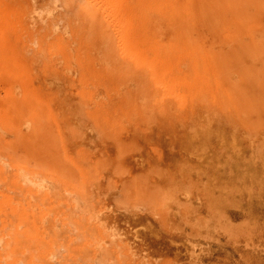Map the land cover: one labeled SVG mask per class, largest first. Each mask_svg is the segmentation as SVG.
Segmentation results:
<instances>
[{"label": "rangeland", "instance_id": "374dc122", "mask_svg": "<svg viewBox=\"0 0 264 264\" xmlns=\"http://www.w3.org/2000/svg\"><path fill=\"white\" fill-rule=\"evenodd\" d=\"M106 1L0 0V48L5 49V58L0 62V111L3 107L5 110L9 105L11 93L17 96L16 108H23L21 116H13L15 127L4 126L0 120V157L2 158V160L0 158V167L4 166L7 169L6 172L2 169L0 173V236L3 237V239L0 238V254L3 251L2 248L8 244L9 248H5L2 254L4 257L6 254L9 256L10 251V256L13 255L11 259L8 257L3 259L4 257L0 255L2 258L0 264H20V262L21 264H102L101 262L103 264H264V0H190L192 3L197 1L194 4L188 3L187 0L186 3H184L185 0L184 2L183 0H160L159 11L155 10L149 14L151 27L145 32L141 28L143 24L139 22V16L143 12L145 14L143 3L146 0H124V2L114 0L111 3L109 0ZM206 2L215 4L207 8ZM190 6L195 9L191 16L187 13ZM129 17L135 18L132 20ZM128 19L132 20L131 23ZM126 23L128 24L125 28L123 25ZM121 29L122 31L127 29L126 36L124 34L122 37ZM125 37L133 40L141 53L146 52L147 59L154 58L160 52L163 59L167 58L177 64V68L182 70L186 66L184 70L191 74L190 79L191 81L193 79L194 85L197 83L198 73H201V76L204 75L205 82L208 84L205 85L202 81L204 85L202 92H198L196 88L198 86L183 89L193 96L183 101L176 96L175 98L169 95L164 97L165 92L162 88L154 81L150 83L151 80L144 76L147 69L142 67L143 70H141L140 65L134 67L137 62L133 59L128 61L129 54L123 52L127 49L126 52L129 53ZM119 38L121 44L117 40ZM260 38L262 39L259 40ZM115 40L119 43L116 47ZM60 44L61 46L58 47ZM94 45H97L98 52L101 46L103 47L100 53L95 51ZM106 45L107 53L105 56L103 54L104 57L100 55L102 58L99 59V54L103 53L104 49L105 53ZM118 46L120 47L117 48ZM42 47H45V50ZM121 48L123 54L119 55ZM158 48L161 51L157 52ZM84 50H86L87 60L84 57ZM93 52L94 55H90ZM108 54L111 58L109 61ZM124 62L126 68H124ZM85 64L89 67L87 68ZM130 66L135 75L131 74L132 70L129 71ZM127 67H129L128 71H126ZM142 71L144 75L141 74ZM90 72L94 74L92 77ZM140 74L141 77H139ZM139 78L142 80L141 84ZM84 79L86 81H83ZM102 79L106 81L105 86ZM100 82L103 83L100 84L101 87ZM92 87H95L97 91L95 92L96 89ZM109 88L110 92H108ZM158 90L164 95L157 92ZM7 91L8 94H6ZM104 93L106 95H103ZM161 97H164L163 101ZM127 101L131 104L126 103ZM103 105L106 108H103ZM125 105L127 107H124ZM195 107L200 109L194 111ZM108 108L109 110L112 108L110 112ZM101 110H104L102 111L104 114H101ZM29 112L38 114L39 128L34 129L31 127L32 124L28 126L30 123L26 122L24 114L28 116ZM225 118L227 122H224ZM209 120H213L212 124ZM214 123L217 125L215 126ZM207 125L212 126V128L209 127L211 134L208 131L206 134ZM57 128L60 129L58 132ZM26 129H29L28 132ZM89 129L95 130L90 136L92 131ZM123 129L124 131H120ZM212 130L216 132L212 133ZM237 132H239V138L235 137ZM7 133L9 136L6 137ZM117 133L121 137H117ZM98 134L101 136L99 137ZM188 134L190 141L196 145L189 141ZM205 134L207 137L203 136ZM215 134L218 135L217 141ZM84 135L88 136L90 144L82 142L84 140L82 138H86ZM59 136L60 139H57ZM180 136H183L185 140L183 138V141L179 140ZM120 138H123L124 142ZM226 139L227 143L230 141L228 145ZM235 139L240 140L237 142ZM176 140L184 144L187 141V146L182 145V142L179 144ZM205 140L207 143L204 142L205 145L202 144L204 147L202 148L199 142ZM140 142L145 145L141 143L140 146ZM61 145H64L66 150ZM114 145L121 149L117 150ZM186 147H190V150L188 151ZM164 150L166 152H163ZM203 150L209 151V154L208 152L205 154ZM213 153L216 155L214 160ZM28 154L31 161H28ZM22 155L23 159H21ZM172 155L173 158H171ZM209 155L211 158H206ZM32 156L36 160L35 164ZM140 156L145 158L142 159ZM66 157L68 160L71 158L70 161L73 163L66 160ZM116 157L117 160L114 162ZM191 159L193 160L190 161ZM123 162L127 164L124 165ZM201 163L203 165H200ZM76 164L81 173L76 169ZM182 170L186 172L183 173ZM18 173L22 175L19 176ZM24 177L29 178L31 182L25 181ZM38 177L47 178L51 183L53 182V188L39 189ZM33 181L36 185L32 183ZM55 185H59L56 186L57 190L59 189L58 192ZM5 187L6 190L3 191ZM36 188L37 191L43 190L38 196L39 191L37 192ZM16 192H18L17 195ZM48 192L51 193L49 197ZM62 192L68 197L71 196L72 199V194L79 199L81 197L83 201L85 198L84 203L87 209L83 207L85 204L82 205V200L79 201L81 208H76V201L71 197L69 200L68 197L62 196ZM109 192H112L113 196ZM29 195L30 198H28ZM105 195L110 200L105 199ZM30 202L32 207L37 205L38 208L34 207L31 211ZM28 206L30 209H27ZM71 210L75 213L73 214ZM118 211L122 214L120 215ZM89 212L93 214L89 215ZM124 213H127V216H124ZM8 214L10 218L13 217L11 222ZM45 215L48 217L46 218ZM102 215H105V219ZM118 215L121 216L117 218L118 222H124L126 217L128 221L124 224L117 223ZM92 216L94 219L90 218ZM122 216L125 220H122ZM100 217L105 222L103 226ZM42 219H44V230L43 226L38 230L43 223ZM68 219L71 226L67 223ZM133 219L139 224H134ZM71 221L77 224H75L76 229ZM27 222L28 225H26ZM47 223H50L51 227ZM52 223L53 226L54 223L56 224L53 232L56 228L58 232L59 227L62 230L60 233L70 229L69 232L64 231L65 234L62 233V235L58 232L60 236L57 235V237L61 238H58L60 245L58 241L53 240L56 238L54 234L53 238L52 235L50 236ZM80 223L83 228L79 226ZM112 225L116 226L114 227L116 233L111 228ZM11 227L19 232L14 234V230L10 231ZM103 228L107 229L106 232ZM79 229L83 234L81 236H85L84 239L78 236ZM41 231H49L48 237L42 232L47 239L43 238V235L40 238ZM12 234L13 237H11ZM77 236L79 240H75L74 237ZM20 237L23 238L22 241ZM9 239L13 240L10 245ZM71 239L74 241L72 244ZM23 240L26 242L24 243ZM31 241L34 245L32 249H30ZM50 242L56 243L57 247L65 246L67 249L61 248V251L58 249L55 257L52 258V252L55 253L53 250L57 247L49 244ZM13 243H17V248L19 246L20 250L16 249ZM42 243L46 249L42 248ZM36 244L42 245L41 249ZM43 249L46 253H43ZM103 249L106 250L105 255H102ZM26 251L28 253H25ZM15 253L17 257L14 256ZM101 255L106 257L101 259ZM98 258L101 259L100 263H96Z\"/></svg>", "mask_w": 264, "mask_h": 264}, {"label": "bare ground", "instance_id": "6f19581e", "mask_svg": "<svg viewBox=\"0 0 264 264\" xmlns=\"http://www.w3.org/2000/svg\"><path fill=\"white\" fill-rule=\"evenodd\" d=\"M105 1H106V0H105ZM109 1H110V3H111V1L113 2L114 0H109ZM109 1H108V2H109ZM119 1H120V0H119ZM143 1H144V0H143ZM180 1H182V0H180ZM187 1H189L188 3H192V2H190V0H187ZM191 1H193V0H191ZM106 2H107V1H106ZM122 2H124V0H123ZM183 2H184V0H183ZM194 2H195V1H194ZM194 2H193L192 4H194ZM196 2H197V1H196ZM196 2H195V3H196ZM110 3H109V4H110ZM160 3H161L160 0H146V1L143 3V5H144V7H145V14H144V12H143V14H142L141 16H139L140 19H139V17H138L137 20L139 19V20H140L139 22H140L141 24H143V26H142L141 28L144 29V32H145L148 28L151 27V22L149 21V18H150V17H149V16H150L149 14H150V12H153V11H155V10L158 12V11H159V8H160V7H159ZM176 3H177V2H176ZM184 3H186V0H185ZM184 3H183V4H184ZM214 4H215V3H212V2H206V6H207V8H208L209 6H210V8H211L212 5L214 6ZM143 5H142V6H143ZM190 5H191V4H190ZM185 6H186V4H185ZM193 6H194V5H193ZM194 10H195V9H192L191 6H190V9H188V11H187L188 15L191 16L192 13L194 12ZM186 15H187V14H186ZM163 17H164V16H163ZM129 18H131V17H129ZM133 18H135V17H133ZM133 18H131V19L133 20ZM128 20H130V19H128ZM132 20H130L129 22L131 23ZM134 20H135V19H134ZM135 21H136V20H135ZM136 22L138 23V21H136ZM137 23H136V24H137ZM127 24H128V23H126L125 25H123V27L125 26V28H126V25H127ZM134 24H135V23H134ZM128 26H129V25H128ZM130 26H132V25H130ZM172 26H173V24H172ZM120 27H122V26H120ZM133 27H134V25H133ZM129 29H130V28H129ZM173 29H174V28H173ZM122 30H123V29H121V31H122ZM126 30H127V29H124V31L121 32V33H122V34H121L122 37H123V35L126 33V32H125ZM132 30H133V29H132ZM116 31H117V30H116ZM123 32H124V33H123ZM134 32H135V31H134ZM113 33H114V32H113ZM98 34H99V33H98ZM116 34H118V32H116ZM130 34H131V33H130ZM99 35H100V34H99ZM99 35H98V36H99ZM106 35H107V34H106ZM121 35H119V36L121 37ZM127 35H129V34L127 33ZM100 36H101V35H100ZM100 36H99V38L101 39ZM114 36H116V35H114ZM124 36H126V34H125ZM103 37H104V34H103ZM105 37H106V36H105ZM112 37H113V36H112ZM127 37H128V36H127ZM117 38H118V36H117ZM133 38H134V37H133ZM105 39H106V38H105ZM108 39H109V38H108ZM111 39H112V38H111ZM121 39H122V38H121ZM261 39H262V38H260L259 40H261ZM101 40H103V39H101ZM117 40H119V43L121 44L120 38L117 39ZM125 40H126V45H127V47H128V51H129V53L126 52L127 49H126L125 51H123V52L129 54V56H130L131 59L129 58L128 61L133 59L134 62H137V64H136L134 67H136L137 65H140L141 68L144 67L145 69H147V71L145 72V73H146L145 75L143 74V71H142V73H141V72H140V73L143 74L145 77H147V79L149 78V79L151 80L150 83H152V81H154L155 84H157L160 88H162V90L165 92V96H164V97H166V95H169L170 97L173 96V97L175 98V96H176V97H178L180 100L182 99L181 101H183V99H189V97H193V96L190 95L188 92L183 91V89L185 90V89L188 88V87H196V86H198V87H196V88L198 89V92H202L201 89L204 88V87H203L204 85L202 84V81L205 82L204 75L201 76V73H198L197 76H196V81H197V83L194 85L193 79H192V81H191V79H190L191 74L184 70V68H186V66L184 65L185 67L182 69V70H184V71H182L181 69L177 68V64L172 63V62H171L170 60H168L167 58H164V59H163L162 56H161V53L159 52V51H161V49L158 48V51H157V52H159V53H158L154 58L147 59V55L145 54L146 52H145V53H144V52L141 53V52L139 51V49L137 48V46H136V44H135V42H134L133 40H130V39L126 38V37H125ZM97 41H98V40H97ZM101 42H102V41H101ZM107 42H109V41H107ZM107 42H104V43H107ZM115 42H116V40H115ZM115 42H114V43H115ZM258 42H260V41H258ZM119 43L116 42L115 47L117 46V44L119 45ZM80 44H81V43H80ZM108 44H109V43H108ZM111 44H112V43H111ZM257 44H258V43H257ZM259 44H260V43H259ZM101 45H104V44L101 43ZM113 45H114V44H113ZM141 45H142V43H141ZM260 45H261V44H260ZM54 46H55V45H54ZM60 46H61V44H60L58 47H60ZM96 46H97V45H96ZM96 46L94 45V48H95ZM194 46H196V45H194ZM89 47H90V46H89ZM119 47H120V46H118L117 48H119ZM148 47H149V46H148ZM199 47H200V46H199ZM42 48H44V50H45V47H42ZM94 48H93V51H94ZM102 48H103V47L101 46V48L99 49L100 51L98 52V50H96V49H97V47H96V48H95V51H96L97 53H100ZM144 48H146V47H144ZM144 48H143V49H144ZM178 48H179V47H178ZM59 49H60V48H59ZM91 49H92V47H91ZM4 50H5L4 48H3V49L0 48V62L5 58V51H4ZM104 50H105V49H104ZM104 50H103V53L99 54V59L102 58V57H104L105 54L107 53V50H108V49H107V45H106V51H105V53H104ZM110 50H111V49H110ZM115 50H116V49H115ZM150 50H151V49H150ZM152 50H153V49H152ZM195 50H196V49H194V51H195ZM6 51H8V50L6 49ZM81 51H83V50H81ZM81 51H80V56L82 55V52H81ZM85 51H86V50H84V55H85ZM91 51H92V50H91ZM116 51H119V49L116 50ZM174 51H175V50H174ZM123 52H122V48H121L120 51H119L118 53H119V55H120V53L123 54ZM196 52H197V51H196ZM108 53H109V52H108ZM114 53H116V52H114ZM174 53H176V52H174ZM178 53H179V52H178ZM180 53H181V52H180ZM95 54H96V53H95ZM103 54H104V56H103ZM116 54H117V53H116ZM183 54H184V53H183ZM188 54H189V53H188ZM59 55H61V54H59ZM76 55H77V54H76ZM90 55H94V52H93V53H90ZM96 55H97V54H96ZM100 55H102V57H100ZM124 55H125V54H124ZM124 55L122 56L123 58H124ZM174 55H175V54H174ZM174 55H173V56H174ZM176 55H177V54H176ZM107 56H109V57H108V61H109L110 55L108 54ZM59 57H61V56H59ZM77 57H78V56H77ZM82 57H83V56H82ZM84 57H85V59H86V55H85ZM111 57H112V54H111ZM122 57H121V58H122ZM175 57H176V56H175ZM182 57H183V56H182ZM186 57H187V54H186ZM186 57H184L185 60H186ZM188 57H189V56H188ZM52 58H53V57H52ZM89 58H90V57H89ZM91 58H92V59H95V57H94V58L91 57ZM112 58L114 59V57H112ZM119 58H120V57H118V59H119ZM123 58H122V59H123ZM176 58H177V57H176ZM73 59H74V58H73ZM99 59H98V61H99ZM103 59H104V58H103ZM103 59H101V60H103ZM110 59H111V58H110ZM115 59H116V58H115ZM122 59H121V60H122ZM24 60H25V59H24ZM81 60H82V58H81ZM86 60H87V59H86ZM105 60H106V59H105ZM116 60H117V59H116ZM13 61H14V60H13ZM39 61H40V60H39ZM46 61H47V59H46ZM83 61H84V58H83ZM91 61H93V60H91ZM112 61H113V60H112ZM114 61H115V60H114ZM176 61H177V60H176ZM176 61H175V63H176ZM178 61H179V59H178ZM178 61H177V63H179ZM60 62L62 63V61H60ZM60 62H59V65L61 64ZM79 62H80V61H79ZM81 62H82V61H81ZM117 62H119V61L117 60ZM73 63H74V62H73ZM100 63H101V62H100ZM105 63H106V62H105ZM124 63H125V62H124ZM1 64H2V63H1ZM15 64H16V63H15ZM96 64H97V63H96ZM59 65H58V67H59ZM71 65H72V63H71ZM85 65H86V64H85ZM90 65H91V63H90ZM103 65H104V64H103ZM109 65H110V64H109ZM109 65H106V66L109 67ZM114 65H115V64H114ZM123 65H124V64H123ZM175 65H176V66H175ZM20 66H21V65H20ZM74 66H75V64H74ZM81 66H82V65H81ZM95 66H96V65H95ZM97 66H98V64H97ZM116 66H117V65H116ZM86 67H87V65H86ZM88 67H89V66H88ZM88 67H87V68H88ZM91 67H92V66H91ZM91 67H90V68H91ZM100 67H101V66H100ZM104 67H105V65H104ZM118 67H119V66H118ZM130 67H131V69H129V71L132 70V66H130ZM60 68H61V67H60ZM83 68H84V67H83ZM87 68H86V69H87ZM90 68H89V69H90ZM110 68H111V67H110ZM119 68H121V67H119ZM119 68H118V69H119ZM124 68H126V63H125ZM128 68H129V67H127L126 71H128ZM207 68L209 69V67H207ZM19 69H20V67H19ZM80 69H81V68H80ZM89 69H88V70H89ZM101 69H102V68H101ZM105 69H106V68H105ZM116 69H117V68H116ZM122 69H123V68H122ZM20 70H21V69H20ZM20 70H19V71H20ZM42 70H44V69H42ZM99 70H100V69H99ZM106 70H107V69H106ZM114 70H115V69H114ZM124 70H125V69H124ZM141 70H143V68H142ZM68 71H71V70H68ZM75 71H76V69H75ZM82 71H83V70H82ZM90 71H92V70L90 69ZM94 71H95V70H94ZM107 71H108V70H107ZM144 71H145V70H144ZM23 72H24V70H23ZM108 72H109V71H108ZM132 72H133V70L131 71V74H133ZM19 73H20V72H19ZM34 73H35V71H34ZM65 73H66V72H65ZM73 73H74V72H73ZM73 73H72V74H73ZM75 73H77V71H76ZM75 73H74L73 75H75ZM84 73H85V71H84ZM105 73H106V72H105ZM115 73H117V72H115ZM118 73H119V72H118ZM82 74H83V73H82ZM90 74H91V72H90ZM97 74H98V73H97ZM141 74H140L139 77H141ZM76 75H77V74H76ZM92 75H94L93 72H92V74H91V77H92ZM95 75H96V74H95ZM99 75H100V74H99ZM99 75H98V76H99ZM111 75H112V74H111ZM133 75H135V74H133ZM108 76H109V75H108ZM74 77H75V76H74ZM94 77H95V76H94ZM142 77H143V76H142ZM80 78H81V77H80ZM96 78H97V75H96ZM100 79H101V78H100ZM100 79H99V80H100ZM140 79H141V78H139V80H140ZM143 79L145 80V78H143ZM57 80H58V79H57ZM81 80H82V78H81ZM86 80L88 81L87 78H86ZM86 80L84 79L83 81H86ZM102 80H103V79H102ZM102 80H101V82H102ZM119 80H120V79H119ZM139 80H138V81H139ZM45 81H46V80H45ZM90 81H91V80H90ZM95 81H96V80H95ZM103 81H104V80H103ZM49 82H50V81H49ZM49 82H48V83H49ZM93 82H94V81H93ZM96 82H97V81H96ZM101 82L99 83V86H100V87H101L100 84H103V83H101ZM105 82H106V81H104V86H105ZM108 82H109V80H108ZM141 82H142V80H140V84H141ZM52 83H53V82H52ZM60 83H62V82H60ZM144 83H145V82H144ZM146 83H147V82H146ZM49 84H50V83H49ZM94 84H95V82H94ZM94 84H93V85H94ZM107 84H108V83H107ZM107 84H106V86H107ZM109 84H110V82H109ZM207 84H208V82H207V83L205 82V85H207ZM56 85L58 86V84H56ZM61 85H62V84H61ZM137 85H138V84H137ZM147 85H148V84H147ZM53 86H55V85H53ZM81 86H82V84H81ZM86 86H87V84H86ZM94 86H96V85H94ZM142 86H143V85H142ZM145 86H146V84H145ZM16 87H17V86H16ZM51 87H52V86H51ZM55 87H56V86H55ZM58 87H59V86H58ZM62 87H63V86H62ZM69 87H70V86H69ZM84 87H85V86H84ZM102 87H103V86H102ZM148 87H149V86H148ZM148 87H147V88H148ZM150 87H151V85H150ZM217 87H218V84H217ZM0 88H1V87H0ZM89 88H90V86H89ZM92 88H95V87H92ZM121 88H122V87H121ZM137 88H138V86H137ZM3 89H4V87H3ZM86 89H87V87H86ZM90 89H91V88H90ZM95 89H96V88H95ZM135 89H136V88H135ZM152 89H153V86H152ZM14 90H15V89H13V91H14ZM19 90H20V89H19ZM19 90H18V91H19ZM109 90H110V88L108 89V92H110ZM122 90H123V88H122ZM132 90H133V89H132ZM10 91H11V90H10ZM53 91H54V90H53ZM93 91H94V90H93ZM96 91H97V89L95 90V92H96ZM148 91H149V88H148ZM1 92H2V90H1ZM5 92H6V91H4V93H5ZM14 92H15V91H14ZM16 92H17V91H16ZM58 92H59V91H58ZM80 92H81V91H80ZM86 92H87V94H88V91H87V90H86ZM108 92H106V93L108 94ZM145 92H147V91L145 90ZM157 92L160 93L159 90H158ZM98 93H99V92H98ZM237 93H238V92H237ZM2 94H3V92H2ZM6 94H8V91H7ZM17 94H18V92L16 93V95H17ZM46 94H47V93H46ZM54 94H55V93H54ZM90 94H91V93H90ZM113 94H114V92H113ZM127 94H128V93H127ZM131 94H132V93H131ZM155 94H156V92H155ZM160 94H163V95H164V93H162V92H161ZM202 94H203V93H202ZM19 95H20V94H19ZM50 95H51V94H50ZM99 95H101V93H100ZM99 95H97V97H98ZM103 95H106V94L104 93ZM103 95H102V97H105V96H103ZM108 95H109V94H108ZM110 95H111V94H110ZM125 95H126V94H125ZM128 95L130 96V94H128ZM20 96H21V95H20ZM20 96H18V97H20ZM95 96H96V95H95ZM129 96H127V97L129 98ZM155 96H157V95H155ZM16 97H17V96H16ZM16 97L14 96L13 93H11V94H10V100H9L10 103L8 102L9 105L7 106V108H6L5 110L3 109V108H4V107H3V108L1 109L2 111H0V120L2 121V123H3L4 126H7V127H9V128H11L12 126L15 127V122H14L15 119H14L13 116H17V115H20V116H21V114H22L21 112L23 111V108H21V109L16 108V107H17V106H16V103H15V101H17V98H16ZM45 97H46V96H45ZM100 97H101V96H100ZM102 97H101V98H102ZM107 97H109V96H107ZM116 97H118L117 94H116ZM139 97H141V96H139ZM151 97H152V96H151ZM151 97H150V98H151ZM164 97H161V98H162L161 101H163V98H164ZM204 97H205V96H204ZM128 98H127V99H128ZM131 98H132V96H131ZM157 98H158V96H157ZM83 99H84V98H83ZM103 99H104V98H103ZM142 99H143V98H142ZM142 99H141V100H142ZM144 99H145V98H144ZM153 99H154V97H153ZM203 99H204V98H203ZM84 100H85V99H84ZM114 100H116V99H114ZM128 100H129V99H128ZM149 100H150V99H149ZM154 100H155V99H154ZM204 100H205V99H204ZM130 101H131V99H130ZM130 101H129V102L127 101L126 103H129V105H130V104H131ZM143 101H144V100H143ZM45 102H46V101H45ZM139 102H140V101H139ZM106 103H107V102H106ZM118 103H119V101H118ZM118 103H117V104H118ZM126 103H124V104H126ZM104 104H105V103H104ZM171 104H172V103H171ZM46 105H47V104H46ZM67 105H68V104H67ZM85 105H86V104H85ZM108 105H109V104H108ZM110 105H111V104H110ZM113 105H115V103H114ZM120 105H121V104H120ZM126 105H127V104H126ZM126 105H125L124 107H127ZM103 106H104V105H103ZM64 107H65V106H64ZM70 107H71V106H70ZM89 107H90V106H89ZM169 107H171L170 104H169ZM103 108H106V107L104 106ZM114 108H116V105H115ZM195 108H196V107H195ZM62 109H63V108H62ZM98 109H99V107H98ZM111 109H112V108H110V110H109V108H108L109 112L111 111ZM117 109H118V107H117ZM197 109H198V108L194 109V111H195V110L197 111ZM199 109H200V108H199ZM199 109H198V110H199ZM72 110H73V109H72ZM169 110H171V109L169 108ZM172 110H174V109L172 108ZM90 111H91V110H89V112H90ZM102 111H104V110H101V114H104V113H102ZM81 112H82V111H81ZM86 112H87V111H86ZM92 112H93V111H92ZM109 112L107 111V113H109ZM105 113H106V111H105ZM61 114H62V113H61ZM94 114H95V113H94ZM97 114H99V113L97 112ZM200 114H201V113H200ZM24 115H25V120H26V122H27V123H28V122L30 123V124H28V126L32 124L31 127H33L34 129L39 128V126H40V125L38 124V120H39L38 117H39V116H38L37 113H35V114H31V112H29V113H28V116H27L26 114H24ZM24 115H23V116H24ZM81 115H82V114H81ZM105 115L107 116V114H105ZM134 115H135V113H134ZM202 115H203V114H202ZM202 115H201V116H202ZM207 115H208V114H207ZM207 115H206V116H207ZM88 116H89V115H88ZM203 116H204V115H203ZM206 116H205V117H206ZM70 117H71V116H70ZM131 117L133 118V116H131ZM207 117H208V116H207ZM207 117H206V118H207ZM215 117H216V115H215ZM58 118H59V117H58ZM73 118H74V117H73ZM73 118H72V119H73ZM76 118H78V116H77ZM72 119H71V121H72ZM85 119H86V117H85ZM204 119H205V118H204ZM73 120H74V119H73ZM76 120H77V119H76ZM219 120H220L221 122L223 121V120H221V119H219ZM224 120H225L224 122H227V121H226V118H225ZM227 120H228V119H227ZM42 121H43V120H42ZM77 121H78V120H77ZM77 121L75 122V124L77 123ZM94 121H95V120H94ZM112 121H114V119H113ZM209 121H210L211 124H212L213 120H212V121L209 120ZM95 122H96V121H95ZM214 122H215V121H214ZM218 122H219V121H218ZM221 122H220V124H221ZM114 123H115V122H114ZM116 123H118V122H116ZM202 123H203V122H202ZM207 123H208V121H207ZM215 123H217V122H215ZM215 123H214V124H215ZM61 124H62V123H61ZM75 124H74V125H75ZM94 124L96 125V123H94ZM109 124H110V122H109ZM204 124H205V123H204ZM209 124H210V123H209ZM224 124H225V123H224ZM227 124H229V122H228ZM227 124H226V125H227ZM56 125H57V123H56ZM74 125H73V126H74ZM216 125H217V124H215V126H216ZM221 125H222V124H221ZM221 125H220V127H221ZM26 126H27V125H26ZM79 126H80V125H79ZM79 126H78V127H79ZM108 126H109V125H108ZM178 126H179V125H178ZM178 126H177V127H178ZM210 126H211V125H210ZM210 126L207 125L208 130H206V134H207V131H208L209 133L211 132V131H209V129H210L209 127H210ZM213 126H214V125H213ZM127 127H129V125H128ZM207 127H206V128H207ZM218 127H219V124H218ZM218 127H214V128L217 129ZM28 128L30 129V127H28ZM199 128H200V127H199ZM211 128H212V126H211ZM0 129H1V128H0ZM22 129H23V127H22ZM22 129H21V131H22ZM29 129H26L27 132H28ZM58 129H59V128H57V132L60 130V129H59V130H58ZM61 129H62V128H61ZM84 129H85V128H84ZM225 129H226V128H225ZM89 130H90V129H89ZM100 130H101V129H99V131H100ZM117 130H118V129H117ZM186 130H187V129H186ZM204 130H205V129H204ZM219 130H220V129H219ZM221 130H222V128H221ZM239 130H240V129H239ZM90 131H92V132H90L89 136L92 135L93 132H95V130L93 131V129H91ZM120 131H124V129H123V130H120ZM195 131H197V130H195ZM195 131H194V132H195ZM214 131L216 132V130H212V133H213ZM217 131H218V130H217ZM223 131H224V126H223ZM23 132H24V131H23ZM114 132H115V131H114ZM235 132H236V131H235ZM249 132H250V131H249ZM4 133H5V132H4ZM91 133H92V134H91ZM108 133H110V132H108ZM128 133H129V132H128ZM167 133H168V132H167ZM184 133H186V132L184 131ZM204 133H205V132H204ZM218 133H219V131H218ZM218 133H217V134H218ZM238 133H239V132H237V133L235 134V137H237V138L240 137V136L238 135ZM240 133H242V132H240ZM0 134H1V133H0ZM161 134H162V133H161ZM190 134L192 135V133H190ZM206 134L203 135V136H206ZM210 134H211V133H210ZM217 134H215V135L217 136V137H216V141L218 140V135H219V134H218V135H217ZM221 134H222V132H221ZM244 134H245V133H244ZM2 135H4V134H2ZM114 135H115V137H116V134H115V133H114ZM117 135H118L117 137H121V136H119L118 133H117ZM215 135H214V136H215ZM224 135H225V134H224ZM224 135H223V136H224ZM231 135H232V134H231ZM231 135H230V136H231ZM242 135H243V134H242ZM248 135H249V134H248ZM7 136H9L8 133H7L6 137H7ZM84 136H86V138L83 137L82 139H84V140H82V142H85V143L88 142V143H89L88 136H87V135H84ZM98 136L100 137L101 135L98 134ZM103 136H104V134H103ZM153 136H154V134H153ZM176 136H177V135H176ZM189 136H190V135L188 134V138H189ZM194 136H195V135H194ZM212 136H213V135H212ZM225 136H226V135H225ZM249 136H251V135H249ZM11 137H12V136H11ZM35 137H36V136H35ZM53 137H54V136H53ZM95 137H96V133H95ZM99 137H98V138H99ZM104 137H105V136H104ZM135 137H136V136H135ZM154 137H155V136H154ZM154 137H153V138H154ZM180 137H181V138H180V139L178 138V139H179V140H182L183 136H180ZM186 137H187V136H186ZM206 137H207V136H206ZM206 137H205V138H206ZM210 137H211V135H210ZM219 137H220V136H219ZM231 137H233V135H232ZM251 137H252V136H251ZM4 138H5V137H4ZM18 138H19V137H18ZM20 138H21V137H20ZM36 138H37V137H36ZM89 138H90V137H89ZM105 138H106V137H105ZM130 138H131V136H130ZM176 138H177V137H176ZM191 138H192V137H191ZM200 138H201V135H200ZM202 138H203V137H202ZM212 138H213V137H212ZM221 138H223V137H221ZM237 138H236V139H237ZM33 139H34V138H33ZM57 139H60V136H59V138H57ZM61 139H62V138H61ZM86 139H87V141H86ZM120 139L122 140L123 138H120ZM134 139H135V138H134ZM192 139H193V138H192ZM213 139H214V138H213ZM224 139H225V137H224ZM230 139H232V138H230ZM236 139H235V140H236ZM240 139H241V138H240ZM240 139H238V140H236V141L238 142ZM34 140H35V139H34ZM37 140H38V139H37ZM110 140L113 141V139H110ZM110 140H109V142L111 143ZM121 140H120V141H121ZM127 140H128V139H127ZM132 140H133V139H132ZM144 140H145V139H144ZM152 140H153V139H152ZM183 140H185V138H183ZM183 140H182V141H183ZM190 140H191V139L189 138V141H190ZM196 140H197V138H196ZM200 140H203V139H200ZM207 140H208V139H207ZM211 140H212V139H211ZM241 140H242V139H241ZM17 141H18V140H17ZM20 141H22V140L20 139ZM25 141H26V140H25ZM116 141H117V139H116ZM136 141H138V139H137ZM176 141H177V140H176ZM182 141H180V142H182ZM187 141H188V139H187ZM187 141H185V142H186V143H185L186 146H187V143H188ZM252 141H253V140H252ZM26 142H27V141H26ZM53 142H54V141H53ZM56 142H57V141H56ZM62 142H63V141H62ZM107 142H108V141H107ZM114 142H115V141H114ZM122 142H124V140H122ZM151 142H153V141H151ZM177 142H179V141H177ZM180 142H179V144H180ZM190 142L192 143V141H190ZM201 142H202V141H201ZM201 142H199L201 146H202V144L205 145V143H207L206 140L203 141L202 143H201ZM204 142H205V143H204ZM208 142H209V141H208ZM213 142H214V141H213ZM221 142H222V141H221ZM223 142H224V144H225V141H223ZM229 142H230V141H229ZM229 142H228V143H229ZM57 143H58V142H57ZM85 143H83V145H84ZM88 143H87V145H88ZM137 143H138V142H137ZM141 143L144 144L143 142H140V146H141ZM149 143H150V140H149ZM159 143H160V141H159ZM161 143H162V142H161ZM182 143H183V142H182ZM182 143H181V144H182ZM193 143H194V142H193ZM193 143H192V144H193ZM197 143H198V142H197ZM209 143H210V142H209ZM228 143H227V139H226V144L228 145ZM231 143H233V142H231ZM0 144H1V143H0ZM16 144H18V143H16ZM62 144H63V143H62ZM89 144H90V143H89ZM112 144H113V142H112ZM112 144H111V145H112ZM185 144L183 143L182 145L185 146ZM194 144H195V143H194ZM214 144H215V143H214ZM216 144H218V143H216ZM221 144H222V143H221ZM226 144L224 145L225 147H226ZM234 144H235V143H234ZM236 144H237V143H236ZM236 144H235V145H236ZM27 145H29V144H27ZM40 145H41V144H40ZM58 145H59V143H58ZM92 145H93V144H92ZM102 145H104V144H102ZM144 145H145V144H144ZM154 145H155V144H154ZM157 145H158V144H157ZM172 145H173V144H172ZM175 145H176V144H175ZM189 145H190V144H189ZM195 145H196V144H195ZM206 145H207V144H206ZM7 146H8V145H7ZM45 146H46V144H45ZM47 146L49 147L48 143H47ZM61 146H62V145H61ZM61 146H60V147H61ZM76 146H77V144H76ZM80 146H82V145H80ZM114 146H115V145H114ZM165 146H166V145H165ZM165 146H164V147H165ZM184 146H183V147H184ZM198 146H199V145H198ZM209 146H210V144H209ZM209 146H208V147H209ZM218 146H220V145H218ZM222 146H223V145H222ZM229 146H231V144H230ZM229 146H228V147H229ZM3 147H4V145H3ZM73 147H74V146H73ZM84 147L86 148V145H84ZM104 147H105V145H104ZM144 147H145V146H144ZM146 147H147V146H146ZM190 147H191V146H190ZM190 147H188V148L186 147V148L188 149V151L190 150ZM211 147H212V146H211ZM211 147H210V148H211ZM234 147H235V146H234ZM234 147H233V148H234ZM251 147H252V146H251ZM6 148H7V147H6ZM8 148L10 149V146H8ZM31 148H32V146H31ZM43 148L45 149L44 145H43ZM50 148H51V147H50ZM62 148H65V146L63 145ZM92 148H93V146H92ZM102 148H103V146H102ZM112 148L114 149V147H112ZM115 148H117V147L115 146ZM192 148H194V147H192ZM202 148H204V147L202 146ZM216 148H217V146H216ZM223 148H224V147H223ZM226 148H227V147H226ZM238 148H239V147H238ZM4 149H5V147H4ZM9 149H8V150H9ZM11 149H12V148H11ZM11 149H10V150H11ZM71 149H72V146H71ZM113 149H112V150H113ZM120 149H121V148H120ZM120 149L117 148V150H120ZM122 149H123V147H122ZM207 149H208V148H207ZM228 149L231 150L230 148H228ZM239 149L241 150L242 148L240 147ZM5 150H7V149H5ZM65 150H66V148H65ZM76 150H77V149H76ZM79 150H80V149H79ZM81 150H82V148H81ZM110 150H111V148L109 149V151H110ZM124 150H125V149H124ZM185 150H186V149H185ZM212 150H213V149H212ZM224 150H225V149H224ZM234 150H236V148H235ZM237 150H238V149H237ZM12 151H13V149H12ZM106 151H107V150H106ZM145 151H146V150H145ZM145 151H144V152H145ZM203 151H204L205 154H206L207 152H208V154H209V151H207V152H205V150H203ZM210 151H211V150H210ZM227 151H228V150H227ZM238 151H239V150H238ZM67 152H68V148H67ZM67 152H66V153H67ZM79 152H80V151H79ZM113 152H114V151H113ZM117 152H118V151H117ZM144 152H143V153H144ZM163 152H166V151L164 150ZM225 152H226V150H225ZM256 152H257V150H256ZM61 153H63V152H61ZM86 153H87V152H86ZM189 153H190V152H189ZM189 153H188V154H189ZM194 153H195V152H194ZM201 153H203V152L201 151ZM204 153H203V156H204ZM214 153H215V152H214ZM214 153H213V160L215 159V158H214V155H215ZM218 153H219V152H218ZM239 153L241 154V152H239ZM31 154H32V152H31ZM141 154H142V153H141ZM164 154H165V153H164ZM210 154H212V152H211ZM252 154L254 155V153H252ZM32 155H33V154H32ZM101 155H102V153H101ZM115 155H116V154H115ZM118 155H119V152H118ZM139 155H140V154H139ZM165 155H166V154H165ZM196 155H197V154H196ZM196 155H195V158H196ZM232 155H233V154H232ZM232 155H231V157H232ZM237 155H238V154H237ZM19 156H21V155H19ZM19 156H17V157H19ZM34 156H35V155H34ZM34 156H32V157H33V159L35 160ZM133 156H134V155H133ZM144 156H145V154H144ZM215 156H216V155H215ZM221 156H222V155H221ZM221 156H217V158L219 157V159H220ZM235 156H236V154H235ZM242 156H243V155H242ZM53 157H54V156H53ZM63 157H64V156H63ZM78 157H79V156H78ZM102 157H104V155H103ZM138 157H139V156H138ZM140 157H141V156H140ZM236 157H237V156H236ZM0 158H1V157H0ZM23 158H24V156L22 155V158H21V159H23ZM28 158H29V154H28ZM36 158H37V156H36ZM99 158H100V157H99ZM105 158H106V157H105ZM141 158L143 159V158H145V157H141ZM141 158H140V159H141ZM171 158H173V155L171 156ZM171 158H170V159H171ZM206 158L209 159V158H211V157H210V155H209V157H206ZM237 158H238V157H237ZM237 158H236V159H237ZM239 158H240V157H239ZM5 159H7V158H5ZM70 159H71V158H70ZM70 159L68 160L67 157H66V160L70 161ZM127 159H128V157H127ZM187 159H188V158H187ZM234 159H235V158H234ZM1 160H2V158H1ZM116 160H117V157L114 159V162H115ZM144 160H145V159H144ZM192 160H193V159H191L190 161H192ZM201 160H202V159H201ZM201 160H200V161H201ZM237 160H238V159H237ZM5 161H6V160H5ZM28 161H31L30 158H29ZM63 161H64V159H63ZM102 161H103V159H102ZM196 161H198V160H196ZM205 161H206V160H205ZM215 161H216V160H215ZM221 161H222V160H221ZM221 161H220V162H221ZM241 161H242V158H241ZM34 162L36 163V160L33 161V163H34ZM39 162H40V161H39ZM70 162H71V161H70ZM85 162H86V161H85ZM100 162H101V160H100ZM107 162H108V161H107ZM111 162H113V160H111ZM111 162H110V163H111ZM137 162H138V161H137ZM151 162H152V160H151ZM183 162H184V161H183ZM206 162H207V161H206ZM231 162H232V161H231ZM236 162H238V161H236ZM250 162H251V161H250ZM35 163H34V164H35ZM71 163H73V162H71ZM123 163H124V165H125L126 162H123ZM123 163H122V164H123ZM144 163H145V162H144ZM175 163H176V162H175ZM181 163H182V162H181ZM190 163H191V162H190ZM193 163L195 164V161H193ZM197 163H199V162H197ZM207 163H208V162H207ZM207 163H206V164H207ZM234 163H235V161H234ZM238 163H239V162H238ZM240 163H241V162H240ZM5 164H6V163H5ZM111 164H112V163H111ZM115 164H116V163H115ZM126 164H127V163H126ZM130 164H131V163H130ZM130 164H129V165H130ZM132 164H133V163H132ZM206 164H205V165H206ZM210 164H211V162H210ZM2 165H3V164H2ZM2 165H1V166H2ZM8 165H9V164H8ZM32 165H33V164H32ZM73 165H75V164H73ZM76 165H77V164H76ZM129 165H128V166H129ZM163 165H164V164H163ZM166 165H167V164H166ZM200 165H203V164L201 163ZM212 165H214V164H212ZM232 165L234 166L235 164H232ZM101 166H102V165H101ZM126 166H127V165H126ZM207 166H208V165H207ZM78 167H79L78 165H77V168H76V166H75V168H76L78 171H80L79 173H81V170H80ZM170 167H171V166H170ZM9 168H10V166H9ZM102 168H103V167H102ZM129 168H130V167H129ZM168 168H169V166H168ZM175 168H176V167H175ZM197 168L199 169L200 167H197ZM202 168H203V167L201 166V169H202ZM205 168H206V167H205ZM209 168H210V166L208 167V169H209ZM212 168H213V167L211 166V169H212ZM215 168H216V167H215ZM217 168H218V166H217ZM238 168H239V167H238ZM2 169H5V167H4V166L0 167V173L2 172V171H1ZM11 169H12V168H10V170H11ZM60 169H61V167H60ZM62 169H63V168H62ZM234 169H235V167H234ZM236 169H237V168H236ZM6 170H7V169H5V172H6ZM10 170H9V171H10ZM205 170H206V172H208L207 169H205ZM215 170H216V169H215ZM232 170H233V169H232ZM244 170H246V169H244ZM244 170H243V171H244ZM19 171H20V169H19ZM21 171H22V173H23V170H22V169H21ZM63 171H64V169H63ZM63 171H62V172H63ZM102 171H103V170H102ZM171 171H173V170L171 169ZM182 171H183V173L186 172V170H182ZM209 171H211V170H209ZM217 171H218V170H217ZM233 171H234V170H233ZM237 171H238V170H237ZM243 171H242V172H243ZM131 172H132V171H131ZM240 172H241V171H240ZM7 173H9V172H7ZM132 173H133V172H132ZM132 173H131V174H132ZM146 173H148V172H146ZM24 174H25V173H24ZM24 174H23V175H24ZM26 174H27V173H26ZM193 174H194V172H193ZM9 175H10V174H9ZM18 175H19V173H18ZM20 175H22V174L20 173ZM20 175H19V176H20ZM177 175H178V174H177ZM214 175H215V174H214ZM27 176H29V175L27 174ZM33 176H34V175H33ZM39 176H41V175H39ZM79 176H81V175H79ZM131 176H132V175H131ZM183 176H184V174H183ZM188 176H189V173H188ZM190 176H191V175H190ZM199 176H200V174H199ZM30 177H31V176H30ZM44 177H46V176H44ZM81 177H82V176H81ZM178 177L180 178V175H178ZM178 177H177V178H178ZM197 177H198V176H197ZM200 177H202V175H201ZM5 178H6V177H5ZM24 178H25V179H24L25 181L29 180V178H27V177H24ZM31 178H32V177H31ZM31 178H30V179H31ZM202 178L206 179L205 176L202 177ZM14 179H15V178H14ZM32 179H33V178H32ZM38 179H39V181H40L39 183H37V184H40L39 186L37 185V186L39 187V189H41V188H46V189L49 188V189H52V188H53V186H54L53 184H54V183L52 182V183H53V184H52L51 181L48 180L47 178H42V179H40V178L38 177ZM182 179H183V178H182ZM187 179H188V178H186V180H187ZM191 179H192V178H191ZM193 179H195V178H193ZM6 180L8 181V179H6ZM16 180H17V179H16ZM19 181H20V179H19ZM29 181H30V180H29ZM192 181H193V180H192ZM198 181H199V180H198ZM13 182H14V180H13ZM17 182H18V181H17ZM21 182H22V180H21ZM30 182H31V181H30ZM35 182H36V180H35ZM35 182L33 181L32 183H33L34 185H36ZM186 182H187V181H186ZM193 182H194V181H193ZM209 182H210V180H209ZM1 183H5V182H1ZM14 183H16V182H14ZM22 183H23V182H22ZM101 183H102V182H101ZM204 183H205V182H204ZM27 184H28V183H26V185H27ZM60 184H61V183H60ZM185 184H186V183H185ZM2 185H3V184H2ZM29 185H30V184H29ZM102 185H103V184H102ZM11 186H12V184H11ZM31 186H32V184H31ZM56 186H57V185H55V188H56ZM58 186H59V185H58ZM58 186H57V187H58ZM100 186H101V184H100ZM33 187H34V186H33ZM22 188H23V187H22ZM59 188H60V187H59ZM140 188H141V187H140ZM10 189H11V188H10ZM39 189H38L39 192L37 191V188L35 189V190L38 192V193H37V196H38V194H41L40 192L43 191V190L40 191ZM4 190H6V187H5V189L3 188V191H4ZM13 190H14V189H13ZM35 190H34V191H35ZM56 190H57V188H56ZM58 190H59V189H58ZM58 190H57V192H58ZM135 190H136V189H135ZM1 191H2V190H1ZM9 191H10V190H9ZM17 191H18V189H17ZM19 191H20V190H19ZM50 191H51V190H50ZM99 191H100V190H99ZM142 191H143V190H142ZM14 192H15V191H14ZM51 192H52V191H51ZM57 192L55 191V196H56V197L58 196V195H56ZM113 192H115V191H113ZM116 192H117V191H116ZM116 192H115V193H116ZM11 193H12V191H11ZM11 193H9V194H11ZM31 193H32V192H31ZM52 193H53V192H52ZM64 193H65V191H64ZM74 193H75V192H74ZM102 193H103V192H102ZM104 193H105V192H104ZM109 193H110V195H111L112 192H109ZM115 193H114V194H115ZM17 194H18V192H16V195H17ZM27 194H28V193H27ZM48 194H49V192H48ZM50 194H51V193H50ZM50 194L48 195V197L50 196ZM53 194H54V193H53ZM60 194H61V193H60ZM60 194H59L60 197H62V196H66V194H65V195L63 194V192H62V196H61ZM106 194H107V193H106ZM0 196H1V195H0ZM20 196H21V193H20ZM27 196H28V195H27ZM31 196H32V195H31ZM55 196H54V197H55ZM72 196H73V199H74V200L76 201V203H77V204H75V205H76V208H78V207H79V204H80L79 201L82 200V199H81V197H80V199H79V197L75 196V194H72ZM78 196H79V195H78ZM107 196H108V194H107ZM107 196L105 195L104 198L106 199V198L109 197V196H108V197H107ZM111 196H113V193H112ZM111 196H110V197H111ZM120 196H121V195H120ZM10 197H11V196H10ZM13 197H14V196H13ZM25 197H26V195H25ZM25 197H23V198H25ZM56 197H55V200H56ZM66 197H68V195H67ZM70 197H71V196H70ZM70 197H68L69 200H70ZM28 198H30V195H29ZM32 198H33V197H32ZM15 199H16V198H15ZM21 199H22V198H21ZM35 199H36V198H35ZM71 199H72V197H71ZM73 199H72V200H73ZM78 199H79V200H78ZM108 199H109V198H108ZM131 199H132V198H131ZM45 200H46V199H45ZM45 200H44V201H45ZM48 200H49V199H48ZM109 200H110V199H109ZM15 201H16V200H15ZM23 201H24V200H23ZM46 201H47V200H46ZM84 201H85V198H84ZM84 201L82 200L81 202H82V205L85 204V205H83V207L86 208L87 206H86V203H84ZM164 201H165V200H164ZM12 202H13V201H12ZM21 202H22V201H21ZM47 202H48V201H47ZM99 202H100V201H99ZM101 202H102V200H101ZM165 202H166V201H165ZM16 203H18V202H16ZM22 203H24V202H22ZM43 203H44V202H43ZM51 203H52V202H51ZM51 203H49V204H51ZM102 203H103V202H102ZM7 204H8V203H7ZM13 204H15V203H13ZM8 205H9V204H8ZM18 205H19V204H18ZM18 205H17V206H18ZM22 205H23V204H22ZM29 205H30V207H31V211H32V210L34 209L35 205L32 207L31 202L29 203ZM82 205H81V206H82ZM112 205H113V204H112ZM112 205H111V206H112ZM6 206H7V205H6ZM6 206H5V207H6ZM17 206H16V207H17ZM40 206H41V205H40ZM48 206H49V205H48ZM48 206H47V207H48ZM81 206H80L79 208H81ZM135 206H136V205H135ZM3 207H4V206H3ZM28 207H29V206H28ZM28 207H27V209H30V207H29V208H28ZM36 207H37V205H36ZM36 207H35V209L38 208V207H37V208H36ZM42 207H43V206H42ZM53 207H54V206H53ZM97 207H98V206H97ZM97 207H96V208H97ZM136 207H138V206H136ZM18 208H19V207H18ZM39 208H40V207H39ZM90 208H91V207H90ZM107 208L109 209V207H107ZM107 208H106V209H107ZM6 209H7V208H6ZM24 209H25V208H24ZM45 209H46V208H45ZM86 209H87V208H86ZM106 209H105V210H106ZM108 209H107V211H108ZM110 209H111V208H110ZM50 210H51V208H50ZM54 210H55V207H54ZM83 210H84V209H83ZM112 210H113V212L115 211L114 208H112ZM44 211H45V210H44ZM51 211H52V210H51ZM75 211H76V210H75ZM94 211H95V208H94ZM102 211H103V210H102ZM102 211H101V212H102ZM116 211H117V210H116ZM14 212H15V210H14ZM35 212H36V210H35ZM35 212H34V213L32 212V213L35 214ZM71 212H72L73 214L75 213L73 210H71ZM71 212L69 213V216L71 215ZM105 212H106V211H105ZM118 212L120 213V215L122 214V212H120V211H118ZM26 213H27V212H26ZM26 213H25V215H26ZM32 213H31V214H32ZM48 213H49V212H48ZM89 213H90V212H89ZM95 213H96V212H95ZM99 213H100V212H99ZM103 213H104V212H103ZM20 214H21V213H20ZM33 214H32V216H33ZM44 214H47V213H44ZM44 214H43V215H44ZM78 214H79V213H78ZM92 214H93V212H91L89 215H92ZM110 214H111V212H110ZM112 214H113V213H112ZM0 215H1V214H0ZM6 215H7V214H6ZM13 215H14V214H13ZM21 215H22V214H21ZM29 215H30V214H29ZM47 215L49 216V214H47ZM86 215H87V214H86ZM89 215H87V216H89ZM94 215H95V214H94ZM98 215H99V214H98ZM115 215H116V214H115ZM120 215L116 216V220H117V218H120V217H121ZM8 216H9V218H10V215H9V214H8ZM15 216H16V215H15ZM22 216H23V215H22ZM48 216H47V217H48ZM77 216H78V215H77ZM96 216H97V215H96ZM106 216H107V215H106ZM112 216H113V215H112ZM112 216H111V217L109 216V218H112ZM124 216H127V213H126V214L124 213ZM129 216H130V215H129ZM5 217H6V216H5ZM39 217H40V216H39ZM45 217H46V215H45ZM47 217H46V218H47ZM72 217H73V215H72ZM103 217H104V219H105V215H102V218H103ZM107 217H108V216H107ZM27 218H28V217H27ZM31 218H33V217H31ZM63 218H64V217H63ZM67 218H69V217H66V218H64V219H67ZM90 218H91V219H94L93 216L90 217ZM90 218H89V220H90ZM100 218H101V217H100ZM102 218H101V220H102ZM126 218H127V219L125 220V219L123 218V216H122V220H125V221L127 222V221H128V217H126ZM130 218H131V221H132V216H131ZM130 218H129V219H130ZM11 219H13V217L10 218V222H11ZM39 219H40V218H39ZM44 219H45V218H44ZM44 219H42V220H43V223H42V220H41L42 225H40V226L38 227V230H40V228L43 226V224H44ZM107 219H108V218H107ZM136 219H138V218H136ZM15 220H16V219H15ZM29 220H30V219H29ZM46 220H47V222H50V221H48V219H46ZM70 220H72V219H70ZM78 220H79V219H78ZM97 220H98V217H97ZM97 220H96V218H95V221H97ZM139 220H140V218H139ZM139 220H138V221H139ZM141 220H142V218H141ZM16 221H17V220H16ZM24 221H25V220H24ZM35 221H36V220H35ZM95 221H94V222H95ZM98 221H99V220H98ZM98 221H97V225H98ZM102 221H103V222H102V226H103V224H104L105 222H104V220H102ZM118 221H119V220H117L116 222H117V223H121V222H118ZM125 221H124V222H125ZM133 221H134V219H133ZM2 222H4V220H2ZM6 222H7V220H6ZM12 222H14V221H12ZM36 222L39 223L38 220H37ZM68 222H69V219L67 220V223H68ZM71 222H73V221H71ZM80 222H81V220H80ZM124 222L122 221L121 224H124ZM142 222H143V221H142ZM32 223H33V222H32ZM57 223H58V222H57ZM130 223L133 224V222H130ZM135 223H136V221H134V224H135ZM137 223L139 224V222H137ZM137 223H136V224H137ZM49 224H50V223H49ZM49 224L47 223V225H49ZM69 224H70V223H68V225H69ZM72 224L75 226L76 223L73 222ZM100 224H101V223H100ZM127 224H128V223H127ZM143 224H144V223H143ZM143 224H142V225H143ZM1 225H3V223H2ZM13 225H14V223H13ZM13 225H12V227H13ZM26 225H28V222L26 223ZM55 225H56V224L54 223V226H53V223H52L53 228H52V234H50V236L52 235V238H53V234H54V235L56 236V238L53 239V240H55L56 242L58 241V244H59V243H60V242H59L60 240H58L59 237H57V235H58V232L60 233L62 230H61V228L59 227L58 232H57V228H56V231L54 230L55 232H53V229L55 228ZM76 225H77V224H76ZM80 225L82 226L81 223L79 224V226H80ZM113 225H114V223H113ZM113 225L111 226V228L114 229V227H116V226H113ZM115 225H116V224H115ZM140 225H141V223H140ZM10 226H11V223H10ZM19 226H20V225H19ZM22 226H23V225H21V227H22ZM59 226H60V225H59ZM61 226H62V225H61ZM63 226L65 227V224H64V223H63ZM70 226H71V224H70ZM74 226H73V227H74ZM105 226H106V228H107V225H106V224H105ZM118 226H119V225H117V227H118ZM5 227H7V226H5ZM12 227L10 228V229H11L10 231L14 230V229H12ZM50 227H51V224H50ZM77 227H78V226H77ZM100 227H101V226H100ZM108 227H109V226H108ZM140 227H141V226H140ZM14 228H15V226H14ZM24 228H25V227H24ZM30 228H31V226H30ZM65 228H66V227H65ZM82 228H83V226H82ZM111 228H109V229H111ZM138 228H139V227H138ZM138 228H137V229H138ZM0 229H1V226H0ZM33 229H34V228H32V230H33ZM45 229H46V228H45ZM49 229H50V228H49ZM66 229H67V228H66ZM75 229H76V226H75ZM84 229H85V228H84ZM103 229H104L105 232H106V230H107L108 228H107V229L103 228ZM113 229H112V230H113ZM137 229H135V230H137ZM43 230H44V226H43ZM47 230H48V227H47ZM67 230H68V229H67ZM67 230H64V231H67ZM69 230H70V229H69ZM69 230H68V232H69ZM71 230H73L72 227H71ZM81 230H82V229H81ZM85 230H86V229H85ZM120 230H121V229H120ZM0 231H1V230H0ZM10 231H9V232H10ZM27 231H29V230H27ZM33 231H34V230H33ZM64 231L62 232L63 234H65ZM79 231H80V229H79ZM82 231H83V230H82ZM110 231H111V230H110ZM7 232H8V231H7ZM15 232H19V230H18V231H17V230H14V234H15ZM24 232H25V231H24ZM42 232H43V231L40 232V234H41V235H40V238H41V236L43 235V238H46V239H47V237H48V235H49V234H48L49 231H48V232H47V231H46V232H43L45 235L47 234V237H44V234H42ZM56 232H57V233H56ZM77 232H78V230L75 232V234H77ZM83 232H84V231H83ZM85 232H86V231H85ZM103 232H104V231H102V233H103ZM114 232L116 233V230H115V229H114ZM10 233H12V232H10ZM28 233H29V232H28ZM62 233H60V234L62 235ZM90 233H91V232H90ZM60 234H59L58 236H60ZM75 234H74V235H75ZM92 234H93V233H92ZM19 235H20V234H19ZM22 235H23V232H22ZM70 235H71V234H70ZM79 235H80V236L83 235V234H81V231H80V233L78 232V236H79ZM109 235H111L110 232H109ZM114 235L116 236L117 234H114ZM7 236H9V235H7ZM13 236H14V235L12 234L11 237H13ZM36 236H37V235H36ZM64 236H65V235H64ZM75 236H76V235H75ZM78 236H77V237H74L75 240L78 239ZM112 236H113V234H112ZM123 236H124V235H123ZM1 237H2V236H0V238H1ZM11 237H10V238H11ZM21 237H22V236H21ZM21 237H20V238H21ZM70 237H71V236H70ZM84 237H85V236H81V239H82V238L84 239ZM92 237H93V236H92ZM125 237H127V236H125ZM8 238H9V237H8ZM38 238H39V233H38ZM66 238H67V236H66ZM74 238H73V239H74ZM90 238H91V237H90ZM2 239H3V237H2ZM22 239H23V238H21V241H22ZM36 239H37V238H36ZM59 239H61V238H59ZM62 239H63V238H62ZM73 239H71V242H70L71 244H72V242H74V241H72ZM91 239H92V238H91ZM78 240H79V239H78ZM10 241H11V239H9V245L12 243L13 240H12L11 242H10ZM33 241H34V240H33ZM48 241H49V240H48ZM0 242H1V241H0ZM15 242H16V241H15ZM23 242H24V240H23ZM25 242H26V241H25ZM25 242H24V243H25ZM2 243H3V240H2ZM38 243H39V241H38ZM70 243H69V244H70ZM13 244L15 245V248H16V249H19V246L21 245V244L19 243V240H18V244H19L18 248H17V243H13ZM22 244H23V243H22ZM49 244H52V243L50 242ZM60 244H61V243H60ZM60 244H59V245H60ZM64 244H65V243H64ZM71 244H70V245H71ZM4 245H5V243H4ZM31 245H32V241H31ZM42 245H43V246H42ZM42 245H39V246H38V245L36 244V246H38L39 249H41L40 246H42V248H45V245H44L43 243H42ZM52 245L56 246V243L53 242ZM70 245H68V248H70ZM1 246H2V244H1ZM7 246H8V244L5 245L4 248H2L3 251H4L5 248H9V246H8V247H7ZM33 246H34V245H32V246L30 247V249H32ZM48 246L50 247V245H48ZM48 246H47V247H48ZM20 247H21V246H20ZM38 247H37V248H38ZM56 247H57V246H56ZM101 247H102V246H101ZM51 248H53V247H51ZM54 248H55V247H54ZM61 248H62L63 250H65L66 247H65V246H62V245H61L60 247L58 246V247L56 248V250H55V249L53 250V251H55V253L52 252L51 257L54 258V257H55V254L57 253L56 251H58V249H60V251H61ZM105 248H107V247H105ZM13 249H14V248H13ZM39 249H38V250H39ZM45 249H46V248H45ZM47 249H48V248H47ZM66 249H67V248H66ZM14 250H15V249H14ZM19 250H20V249H19ZM24 250H25V248H24ZM38 250H37V251H38ZM43 250H44V249H43ZM70 250H71V249H70ZM3 251H1V252L3 253ZM31 251H32V250H31ZM105 251H106V250L103 249V253H102V255H105V254H106V253L104 254ZM107 251H108V250H107ZM40 252H41V250H40ZM44 252H45V250L43 251V253H44ZM99 252H100V251H99ZM2 253H1L0 255H1L2 258H3L4 256H3ZM25 253H28V252L26 251ZM33 253H34V252H33ZM45 253H46V252H45ZM60 253H61V252H60ZM58 254H59V253H58ZM102 255H101V259H102V257H106V256H102ZM12 256H13L12 254H11V256H10V251H9V256H7V254H6V257H4L3 259H5V258L7 259V257H8V259H9V258L11 259ZM14 256L17 257V254L15 253ZM2 258H0V260H1ZM99 258H100V255H99ZM99 258H98V260H97L96 263H100L101 259H99ZM19 260H20V261H23V262L25 261L24 259H19ZM98 261H99V262H98ZM32 262H33V261H32ZM43 262H44V261H43ZM104 262H105V261H104ZM21 263H22V262H20V264H21ZM101 263L103 264V262H101ZM15 264H17V263H15ZM18 264H19V263H18ZM24 264H25V263H24ZM32 264H33V263H32ZM43 264H44V263H43Z\"/></svg>", "mask_w": 264, "mask_h": 264}]
</instances>
